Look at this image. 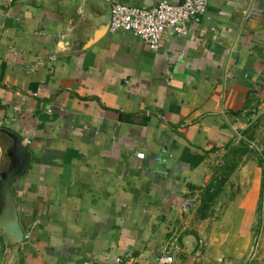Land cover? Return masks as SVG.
Returning a JSON list of instances; mask_svg holds the SVG:
<instances>
[{
  "label": "crops",
  "instance_id": "crops-1",
  "mask_svg": "<svg viewBox=\"0 0 264 264\" xmlns=\"http://www.w3.org/2000/svg\"><path fill=\"white\" fill-rule=\"evenodd\" d=\"M108 9L0 0V176L11 164L5 129L30 152L10 182L13 208L0 210V264L15 250L20 264L174 255L195 230L192 201L211 155L264 101V0H210L187 34L166 29L156 48L109 29L89 45ZM261 219L256 244L218 264H264V204Z\"/></svg>",
  "mask_w": 264,
  "mask_h": 264
},
{
  "label": "rangeland",
  "instance_id": "rangeland-1",
  "mask_svg": "<svg viewBox=\"0 0 264 264\" xmlns=\"http://www.w3.org/2000/svg\"><path fill=\"white\" fill-rule=\"evenodd\" d=\"M263 204L264 101L253 105L249 125L235 140L211 155L207 185L196 190L192 201V238L172 249L174 255L167 249L173 257L167 264H218V255L230 248L245 252L243 242L252 247L258 240ZM204 218L210 220L207 226Z\"/></svg>",
  "mask_w": 264,
  "mask_h": 264
},
{
  "label": "built area",
  "instance_id": "built-area-1",
  "mask_svg": "<svg viewBox=\"0 0 264 264\" xmlns=\"http://www.w3.org/2000/svg\"><path fill=\"white\" fill-rule=\"evenodd\" d=\"M110 6L109 31L131 32L151 48L159 45L162 33L169 29L179 34H187L192 21L203 17L210 0H183L173 3L161 0L151 6L124 4L117 0H104ZM169 251L155 258L156 264L172 262ZM114 264H129L126 256H118Z\"/></svg>",
  "mask_w": 264,
  "mask_h": 264
},
{
  "label": "water",
  "instance_id": "water-1",
  "mask_svg": "<svg viewBox=\"0 0 264 264\" xmlns=\"http://www.w3.org/2000/svg\"><path fill=\"white\" fill-rule=\"evenodd\" d=\"M111 18L110 6L108 9V15L102 26L96 34L93 35L89 41V45L95 42L100 36L104 35L109 29ZM13 140L11 149L9 150L10 166L7 170L3 171L0 176V210L13 208V198L10 189V182L17 177H20L26 173L28 164L30 161V152L24 146L20 136L16 133L5 129L4 130ZM21 252L15 250L9 264H20Z\"/></svg>",
  "mask_w": 264,
  "mask_h": 264
}]
</instances>
